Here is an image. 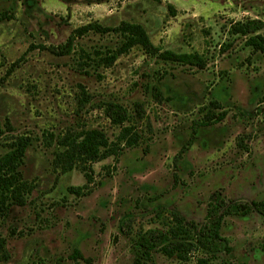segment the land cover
<instances>
[{
    "label": "rangeland",
    "instance_id": "obj_1",
    "mask_svg": "<svg viewBox=\"0 0 264 264\" xmlns=\"http://www.w3.org/2000/svg\"><path fill=\"white\" fill-rule=\"evenodd\" d=\"M247 18L264 21V0H0V122L9 121L10 137L31 138L22 168L35 187L26 206L0 218L9 255H0V264H134L131 238L171 225V211L202 225L209 202H218L214 193L227 201L264 199V55L228 32ZM123 21L142 24L162 51L202 55L205 68L163 61L135 46L111 67L85 71L79 48L93 56L114 50L121 43L115 32L78 38L71 55L47 49L77 27ZM156 85L168 99L154 98ZM83 89L90 95L84 106ZM215 100L228 115L197 129L194 144L177 158L194 121ZM106 102L130 109L142 103L151 129L141 123L139 146L94 163L91 190L76 194L71 188L86 183L84 174L56 168L44 134L99 128L114 140L120 129L106 117ZM241 136L247 150L238 146ZM160 207L165 212L157 217ZM221 233L227 246L210 264H264L258 212L227 216ZM75 249L83 259L72 257ZM207 255L195 250L181 261L155 251L142 264H198Z\"/></svg>",
    "mask_w": 264,
    "mask_h": 264
},
{
    "label": "trees",
    "instance_id": "obj_2",
    "mask_svg": "<svg viewBox=\"0 0 264 264\" xmlns=\"http://www.w3.org/2000/svg\"><path fill=\"white\" fill-rule=\"evenodd\" d=\"M92 32L101 34L115 32L121 37V43L114 50L96 51V54L94 53L96 56L79 48L78 64L81 67L84 66L85 71H87V66L111 67L120 55L128 53L135 46H140L147 55L163 61H176L181 65H190L201 69L206 66V60L198 53L162 51L152 42L142 24L129 21H123L116 27H106L99 22L88 23L72 30L64 43L57 46L51 45L47 49L59 56L74 54L77 50V39ZM228 32L231 36L245 38V45L251 48L252 54L260 52L264 55V21L262 19L247 18L233 22ZM15 65L17 63L12 67ZM151 90L156 100L168 99L164 96L159 85L153 86ZM261 101L264 102V96ZM80 102L83 106L90 102V95L85 89L82 90ZM220 108H222L221 104L217 100L211 101V107L202 117L194 121L193 134L182 146L177 158L182 157L194 144V133L197 132V129L224 121L228 112L216 110ZM102 109L111 123L120 129L114 140L99 128L84 127L78 130L69 129L63 134L55 135L53 132L44 134L48 144L54 147V166L63 173L79 169L84 174L86 183L83 186L71 188V191L76 194H87L91 190L90 184L94 181V163L109 157L118 159L126 148L139 146L143 140L141 123L145 122L147 128L151 129L150 121L146 118V110L140 102L134 103L133 109L118 102H106ZM10 128L8 120L4 123L0 122V145L3 147L0 153V218L8 217L13 206H26L35 189L33 181L25 178L22 168L32 140L29 136L19 134L10 137L8 135ZM246 142L247 138L241 136L238 146L247 150ZM218 196V193L213 194L212 199H217L218 202H209L205 223L202 225L188 222L182 214L171 211V225L164 223L167 225L164 229L141 230L133 236L131 240L135 256L134 264L151 261L155 251L163 252L169 257L175 256L181 261H187L195 250L208 254L205 258L204 256L198 258V264H210L212 255L227 246V240L221 233L227 216L249 215L258 212L264 217V199L250 202L227 201ZM164 212L165 208L160 207L155 213L157 217H162ZM6 242V238L0 236V255L4 259L9 258ZM72 257L76 260L84 258L79 249L74 250Z\"/></svg>",
    "mask_w": 264,
    "mask_h": 264
}]
</instances>
